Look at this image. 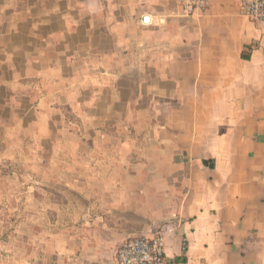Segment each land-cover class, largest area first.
Listing matches in <instances>:
<instances>
[{
	"label": "crops",
	"instance_id": "1",
	"mask_svg": "<svg viewBox=\"0 0 264 264\" xmlns=\"http://www.w3.org/2000/svg\"><path fill=\"white\" fill-rule=\"evenodd\" d=\"M27 176L10 264H116L160 229L168 264H264V23L237 0L188 19L176 0H0V192Z\"/></svg>",
	"mask_w": 264,
	"mask_h": 264
},
{
	"label": "built area",
	"instance_id": "2",
	"mask_svg": "<svg viewBox=\"0 0 264 264\" xmlns=\"http://www.w3.org/2000/svg\"><path fill=\"white\" fill-rule=\"evenodd\" d=\"M176 1L181 17L187 19L205 13L210 4V0ZM237 5L242 15L264 23V0H237ZM143 22H150V18H143ZM115 258L116 264H168L163 230L125 241L118 247Z\"/></svg>",
	"mask_w": 264,
	"mask_h": 264
},
{
	"label": "rangeland",
	"instance_id": "3",
	"mask_svg": "<svg viewBox=\"0 0 264 264\" xmlns=\"http://www.w3.org/2000/svg\"><path fill=\"white\" fill-rule=\"evenodd\" d=\"M70 122H73L72 119H69ZM24 179V178H23ZM26 184V190H22L20 194L17 197L14 195L11 199L10 196L7 194H2L0 192V264H10L9 257L11 252L8 249V246L10 244V240L12 238V235L16 233L17 231V215H14L13 211L11 210V206L13 204V201H18L20 203H25L26 201H31L32 197L34 196L33 189H30L29 187H34L38 181L36 178L32 176H27L25 179ZM24 191V192H23ZM48 198L52 202H56L60 205L67 204L68 200L72 198L71 193H58L49 191L47 194ZM79 205L82 206L83 204L81 201H78ZM76 209L77 212L81 213L83 211V207L81 208H74L70 210L69 215L67 217L72 218L74 215V210ZM66 217V219H67ZM70 221H72L70 219ZM61 224H57L56 226H59Z\"/></svg>",
	"mask_w": 264,
	"mask_h": 264
},
{
	"label": "trees",
	"instance_id": "4",
	"mask_svg": "<svg viewBox=\"0 0 264 264\" xmlns=\"http://www.w3.org/2000/svg\"><path fill=\"white\" fill-rule=\"evenodd\" d=\"M245 57H247V55H245Z\"/></svg>",
	"mask_w": 264,
	"mask_h": 264
},
{
	"label": "water",
	"instance_id": "5",
	"mask_svg": "<svg viewBox=\"0 0 264 264\" xmlns=\"http://www.w3.org/2000/svg\"><path fill=\"white\" fill-rule=\"evenodd\" d=\"M156 232V231H155Z\"/></svg>",
	"mask_w": 264,
	"mask_h": 264
}]
</instances>
